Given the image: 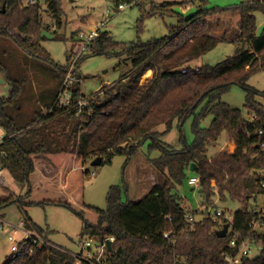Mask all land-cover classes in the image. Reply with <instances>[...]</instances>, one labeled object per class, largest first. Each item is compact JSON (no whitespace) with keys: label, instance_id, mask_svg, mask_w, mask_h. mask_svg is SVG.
I'll return each instance as SVG.
<instances>
[{"label":"trees","instance_id":"1","mask_svg":"<svg viewBox=\"0 0 264 264\" xmlns=\"http://www.w3.org/2000/svg\"><path fill=\"white\" fill-rule=\"evenodd\" d=\"M110 1L118 6L140 4L138 0ZM42 2L47 3L56 33L63 25L61 0H37L35 5H25L24 0H0V39L12 42L27 57L58 68L63 76L61 88L67 68H59L41 46L44 31H50L43 20ZM199 3L206 6L207 0ZM173 7L166 3L153 7L152 12L174 15ZM230 12L239 15L241 33L236 40L230 41L228 32L221 38L207 33L210 18ZM257 13L264 14V1H246L233 9L201 8L173 27L169 36L129 46L101 33L93 55L119 51L131 62V74L103 87L93 97L85 96L80 81L75 82L70 107L59 108V95L46 116L37 114L24 128H19L9 114L13 99L22 95L21 85L0 62V74L12 81L10 97L0 99V124L14 134L1 149V161L15 182L27 188L25 196L0 197V214L17 204L26 229L48 239V230L34 222L26 208L63 206L81 217L82 236L115 238L116 247L107 264H228L226 256L234 257L238 252L237 247H230L233 239L238 246L250 239L259 250L257 256L241 264H264V232L254 236L249 227L256 216L250 200L264 198V93L248 85L264 71V29L257 34ZM99 22L89 16L82 18L86 26ZM224 43L238 46L235 57L190 70ZM183 69L188 71L183 73ZM149 71L152 76L144 79ZM234 85L246 91L244 109L253 120L222 101ZM81 101L87 103L82 109L77 106ZM189 118H193L191 145L175 150L160 143L163 134L158 128L164 126L169 132L175 123L181 127ZM223 134L234 149L210 156ZM147 142H151L150 148L161 150V156L150 163L164 182L155 185L143 200L123 203L122 190L114 186L103 210L71 201L64 194L71 192L74 166L85 178L89 174L85 167L97 157L102 159V166L116 156L130 161ZM192 165L207 207L216 208V198L240 206L233 212L232 234L224 239L216 236L219 225L210 218L197 222L193 230L186 222L188 215L200 213L187 207L174 191L189 181L187 173ZM125 190L128 195V187ZM165 233L175 237L165 238ZM52 245L31 256L12 257L5 264H75L69 251Z\"/></svg>","mask_w":264,"mask_h":264},{"label":"rangeland","instance_id":"2","mask_svg":"<svg viewBox=\"0 0 264 264\" xmlns=\"http://www.w3.org/2000/svg\"><path fill=\"white\" fill-rule=\"evenodd\" d=\"M244 1L248 0H207L206 6H200L199 0H138L139 5L126 6L124 10H119L118 5L110 0H61L63 25L57 29L56 33H54L56 25L47 12V3L42 2L43 20L50 27V31H44V40L41 42V46L59 68L64 67L68 71L74 64L72 76L75 81L71 86L74 87L75 82L80 81L82 93L87 97H93L103 87L112 86L131 74L132 65L126 56L119 55L121 53L119 51H113L111 55H93L92 52H89L76 60L74 53L80 45V33L87 32L93 27L82 23V18L89 16L95 21H102L105 14L109 12L110 20L101 32L108 33L115 42L129 46L136 43H148L169 36L173 27L180 25L183 19L193 16L201 8L204 10L233 9ZM166 3L174 4V15L153 14V7ZM236 14L230 12L226 15L235 20L238 19ZM256 19L257 34L260 35L264 29V14L257 13ZM216 23L221 25L216 26ZM230 23L228 27L227 25L224 26L223 22L221 23L220 20L216 19V16H213L209 19L207 33L221 38L224 33L228 32V39L230 41L236 40L240 35L235 30L236 22ZM237 50V45L220 44L216 49L202 57L198 64L192 66L218 65L228 58L235 57ZM0 62L9 68L10 77L12 80L18 81L22 88L21 97L13 99V106L9 108V114L14 119L15 124L19 128H24L34 121L37 114L45 113L46 116L48 107L54 104L61 93L62 87L60 88V86L63 76L60 70L25 56L12 42L3 39H0ZM78 63L79 67L77 68ZM151 76L152 71H149L144 79ZM11 82L0 74V99L10 97ZM248 85L264 93V71L251 78ZM246 94L243 88L234 85L228 93L223 95L222 101L232 108L240 109L244 118L251 121L254 116L244 109ZM257 100L262 102L261 97H257ZM192 126L193 118H189L181 127L175 123L169 132L164 126L158 128L157 132L163 134L159 139L160 143L175 150L191 145L194 141ZM150 144L151 142L145 143L130 161L125 156H116L110 164L99 167H92L90 162L85 167V171L89 172L85 178L80 176L81 169H76L74 166V173L70 181L71 192L65 191L64 194L71 201H79L80 203L83 201L93 208L103 210L107 208L108 192L114 186L122 190L123 203L143 200L149 196L155 185H161L164 182L162 175L150 163L161 156V150L150 148ZM233 149L230 139L226 134H223L218 144L211 149L210 156ZM187 174L188 178L195 176L190 171ZM6 178L7 186L0 189V197L25 196L26 187L19 186L9 172ZM126 187H128V195L125 192ZM199 191V187H192L186 181L182 186H178L174 193L181 196L186 206L192 211H197L205 205ZM263 204V197L250 200V205L254 209L262 210ZM215 205V209L227 212H235L240 208L238 204L230 201L220 202L218 198L215 200ZM4 211L9 217L6 221L16 225L19 224L24 215L18 211L17 204L6 208ZM26 213L40 227L48 230L47 236L50 242L71 253L80 254L82 243L90 238L82 236L84 224L81 217L63 206H33L26 208ZM198 219L200 217H197ZM10 247L11 244L7 240H0V264L12 259ZM114 247L116 246L114 245ZM258 251H253L252 257L257 256Z\"/></svg>","mask_w":264,"mask_h":264},{"label":"built area","instance_id":"3","mask_svg":"<svg viewBox=\"0 0 264 264\" xmlns=\"http://www.w3.org/2000/svg\"><path fill=\"white\" fill-rule=\"evenodd\" d=\"M37 0H25V5H35ZM127 5H119V10H124ZM110 20V14L107 12L102 21L98 25L93 26L91 29H88L87 32H81L79 35L80 45L77 47L75 59H79L80 56H84L86 53L92 52L93 48L96 45L97 40L101 36L102 28H105L107 23ZM74 65V64H73ZM73 65L66 73L64 79L61 93L59 96V108L65 109L72 105V86L71 84L75 81L72 76ZM190 70H198L197 67H190ZM187 69H183L182 72L185 73ZM87 105L86 102H78L77 106L82 109ZM263 132H260L262 135ZM14 134H9L8 130L0 124V189L7 186V173L8 171L4 168L1 159L4 158V152L1 149L5 146L7 140L12 138ZM188 184L192 187H199L200 179L198 176H192ZM215 209L214 207H207L204 205L202 209L197 210L200 214L195 216L193 214L188 215L186 222L189 224L190 230H193L195 224L202 220L203 218H210L214 223H217L219 227L217 230H221L224 225L230 224L228 235L232 234L233 230V212H227L223 210L211 211ZM255 217L250 222L249 227L251 233L256 236V234H261L264 232V204L263 209H254ZM197 217L200 219L197 220ZM0 231L6 234V240L11 244L10 252L12 257H21L23 255H33L37 251H41L45 246L52 245V243L45 237L40 236L38 233L31 232L26 229L25 222L22 219L18 225L12 224L6 221V219L0 217ZM227 235V236H228ZM235 236V235H233ZM165 238L175 237L174 234L165 233ZM108 242H111L112 247L109 249ZM96 243V244H95ZM115 245V238H89L81 245V253L74 254L71 253V256L75 260V264H107L110 257L111 251ZM53 246V245H52ZM231 248H238L236 256H226L228 264H241L243 260L249 259L253 255V251L257 250V247L252 240L248 239L240 246H238L236 239H233L230 243Z\"/></svg>","mask_w":264,"mask_h":264},{"label":"crops","instance_id":"4","mask_svg":"<svg viewBox=\"0 0 264 264\" xmlns=\"http://www.w3.org/2000/svg\"><path fill=\"white\" fill-rule=\"evenodd\" d=\"M248 1H251V0H248ZM244 2H246V1H244ZM237 15V17H238V19H235L234 20V18H229V16L228 15H217L216 16V19L219 21H221V23L223 22V25L224 26H226L227 25V27H228V25H229V23L231 22V23H234V21L236 22L235 23V30L237 31V34L239 35L240 33H241V25H240V21H239V15L238 14H236ZM223 16H226V17H223ZM230 23V24H231ZM218 25H221V24H218V23H216V26H218ZM223 30H224V28H223ZM219 33L217 32V35H218ZM210 35H212L213 36V34H210ZM237 35V36H238ZM0 215H2V216H0V217H2V218H4V219H9V217H7V215L5 214V211H3ZM1 232V231H0ZM6 240V234L5 233H3V232H1V234H0V240ZM5 264V263H4Z\"/></svg>","mask_w":264,"mask_h":264},{"label":"water","instance_id":"5","mask_svg":"<svg viewBox=\"0 0 264 264\" xmlns=\"http://www.w3.org/2000/svg\"><path fill=\"white\" fill-rule=\"evenodd\" d=\"M102 165V159L100 157H97L96 159H94L92 162H91V166L92 167H99ZM190 172L191 173H195L196 172V167L195 165H192L191 166V169H190ZM231 227L230 224H226L223 226V228L221 230H217V232L215 233L216 236L220 239H224L227 237L228 235V231H229V228ZM108 246H109V249L111 250V247H112V244L111 242H108Z\"/></svg>","mask_w":264,"mask_h":264}]
</instances>
